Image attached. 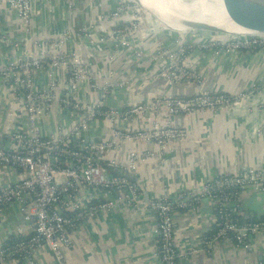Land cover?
Instances as JSON below:
<instances>
[{"label": "built area", "instance_id": "1", "mask_svg": "<svg viewBox=\"0 0 264 264\" xmlns=\"http://www.w3.org/2000/svg\"><path fill=\"white\" fill-rule=\"evenodd\" d=\"M5 1L17 13L24 30L29 31L33 0ZM94 1L97 0H89L90 8ZM126 2L110 0L109 9L100 11L96 16L98 20L91 19L88 26H83L81 34L66 29L53 39L36 40L41 55L25 53L24 57L8 58L0 66V80L10 79V94L20 91L22 95L17 107L26 121L24 126H15V112L11 109L0 128V140L11 144V147L0 145V165L19 170L13 182L0 184V210L7 204L18 203L23 219L33 220L29 236H21L0 247V264H68L65 249L73 246V235L82 222L109 212L117 204L124 203L134 209L143 201L140 182L136 180L137 170L153 152L140 146L155 145L162 153L168 142L187 137L186 129L168 117L197 110H229L254 94V88L235 95L205 89L200 86L203 80L199 74L188 68L185 61L195 49H208L216 56L263 50L264 34L176 33L178 39L174 46L152 53L156 68L150 75H156L169 87L195 82L199 84L197 90L192 94L164 93L126 104L106 105L114 87L132 86L136 81L132 77L113 79L116 71L98 68L92 55L89 65L94 75L91 74L83 61V48L96 50L98 44L109 45L103 51L109 62L118 53L128 57L134 52L135 59H140L145 55L146 37L158 34L153 32L152 22L143 20L142 15H138L134 23L131 18L138 11ZM97 21L105 25L104 34L96 32ZM70 41L65 51L55 50ZM48 50L53 52L48 53ZM41 72H45L46 81L38 84L35 76ZM82 87L86 100L78 97ZM52 103L60 105L67 117L63 122L57 121L51 133L42 134L38 126L42 120L50 118ZM260 104L264 110V99ZM100 118L112 123L106 139L90 134V127L98 126ZM137 120V125L129 127L120 124V121L135 123ZM253 131L259 133V127H254ZM126 141L135 146L126 150L120 159L108 157L110 151ZM243 187L263 189L264 166L215 177L198 191H179L172 198L162 193L145 202L155 217L154 258L160 264H179L182 257L204 250L203 247H209L215 240H229L236 247L251 250L252 236L264 235V217L242 218L240 190ZM204 197L214 201L216 228L205 233L200 243L182 251L174 240V211L197 212ZM44 245L52 257L37 262L35 251ZM252 264H264V261Z\"/></svg>", "mask_w": 264, "mask_h": 264}, {"label": "crops", "instance_id": "2", "mask_svg": "<svg viewBox=\"0 0 264 264\" xmlns=\"http://www.w3.org/2000/svg\"><path fill=\"white\" fill-rule=\"evenodd\" d=\"M32 2L31 28L25 31L17 13L5 0H0V66L8 58L24 57L25 53L41 55L36 40L53 39L66 29L81 34L83 26H88L91 19L95 20L100 11H107L110 6V0L94 1L92 8L89 0ZM145 18L152 22L153 32L158 33L146 37L145 55L135 59L134 52L128 57L118 53L111 62L104 57L95 60L98 68L114 69L116 73L113 79L116 80L137 73L144 74L141 78H134L136 82L132 86L114 87V91L106 99V105L148 99L166 90L159 77L150 75L155 73L156 68L151 55L159 48L174 46L178 35L176 31H172L174 29L165 26V23L151 19L149 14ZM96 23V32L104 34L102 31L105 30V25L98 21ZM11 42L18 44L15 46ZM70 45L71 41L55 50L65 51ZM106 46L109 47L98 44L95 49L103 52L107 50ZM52 50H48V53L53 52ZM185 64L199 74L203 80L200 86L205 89L235 95L254 88V94L229 110H197L188 115L168 117L171 122L186 129L187 137L181 141L168 142L162 153L155 145L140 146L153 152L137 170L136 180L140 182L139 191L143 201L134 209L124 203L117 204L109 212L82 222L73 235V246L65 249L68 264H160L153 255L155 217L143 203L144 193L147 194L148 202L162 193L172 198L179 191H198L204 183L215 177L234 175L248 167L264 166V110L260 104L264 99V49L242 50L219 56L213 55L208 49H195L190 51ZM35 80L38 84H43L46 81L45 72L37 74ZM9 83V78L0 80V128L11 109L15 112V126H24L26 123L17 107L22 95L20 91L11 95ZM198 87L199 84L195 82L179 83L176 91L181 95L192 94ZM84 91L82 87L78 97L86 100ZM49 108L50 118L42 120L38 126L42 134L51 133L55 123L63 122L67 117L60 105L52 103ZM166 119L164 116L163 120ZM120 124L129 127L137 125L138 120L135 123L120 121ZM111 125L109 120L100 118L98 126L94 124L90 127V134L106 139ZM254 127H259V133L253 131ZM244 131L245 137L242 138ZM0 145L11 147L10 143L2 140ZM134 146L135 143L126 141L120 148L110 151L108 157L120 159L126 150ZM18 171L7 165H0V184L13 182ZM240 192L242 218H263L264 188L255 190L243 187ZM193 211H174V240L177 248L182 251L200 243L205 233L216 228L212 199L202 198L197 212ZM32 229L33 220L23 219L18 203L7 204L0 210V247L13 243L11 241H16L21 236H29ZM251 241L252 249L248 251L236 247L229 240H215L209 247H203L204 250L182 257L179 264H252L264 261V235H253ZM51 257L44 245L35 251L34 260L41 262Z\"/></svg>", "mask_w": 264, "mask_h": 264}, {"label": "water", "instance_id": "3", "mask_svg": "<svg viewBox=\"0 0 264 264\" xmlns=\"http://www.w3.org/2000/svg\"><path fill=\"white\" fill-rule=\"evenodd\" d=\"M130 1L134 3V5H136L141 11L142 9L146 10L142 6L143 0H130ZM181 1L183 3H188L187 5H191L192 2L196 0H181ZM218 2L221 11L225 15V17L232 23L231 25L232 27L226 26V28H220L216 25H212L200 21H187L186 28L183 30V32L190 33L192 35H195L196 33H208L211 35H220V36L264 34V0H218ZM197 8L199 9V7ZM218 10L219 8L217 9V11ZM149 17L153 20L155 19L154 15H149ZM172 31H176V30H172ZM91 55L95 59L98 57L103 58L105 56V52L83 48V53H82L83 61L87 65V69L89 70V72L93 74L89 65ZM143 76L144 74L137 73L136 75L134 74L129 77L141 78ZM176 87L177 86H171V87L165 86L166 90L161 92L160 94L172 93V92L177 93ZM241 136L242 138L243 136L245 137V131L242 132ZM139 189L141 190L140 184H139ZM147 200H148L147 194L144 193L143 203H145Z\"/></svg>", "mask_w": 264, "mask_h": 264}, {"label": "bare ground", "instance_id": "4", "mask_svg": "<svg viewBox=\"0 0 264 264\" xmlns=\"http://www.w3.org/2000/svg\"><path fill=\"white\" fill-rule=\"evenodd\" d=\"M187 4L181 0H143L142 6L146 10L142 9V17L144 20L147 14L154 15L157 21L182 34L185 33L183 30L187 21H200L220 28L232 27L221 11L218 0H196L191 5Z\"/></svg>", "mask_w": 264, "mask_h": 264}, {"label": "rangeland", "instance_id": "5", "mask_svg": "<svg viewBox=\"0 0 264 264\" xmlns=\"http://www.w3.org/2000/svg\"><path fill=\"white\" fill-rule=\"evenodd\" d=\"M127 1H128V2H126V4L129 3L132 7L135 8L136 11H138V12L133 16V18H131V19H133V22L135 23L136 20H138V15L141 16L143 13H141L142 11H141L136 5H134V3H132L130 0H127ZM96 20H98V17H96Z\"/></svg>", "mask_w": 264, "mask_h": 264}, {"label": "trees", "instance_id": "6", "mask_svg": "<svg viewBox=\"0 0 264 264\" xmlns=\"http://www.w3.org/2000/svg\"><path fill=\"white\" fill-rule=\"evenodd\" d=\"M11 242H14V241H11Z\"/></svg>", "mask_w": 264, "mask_h": 264}]
</instances>
